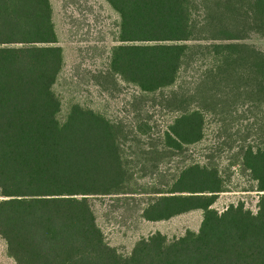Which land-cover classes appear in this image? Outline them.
<instances>
[{
  "label": "trees",
  "instance_id": "1",
  "mask_svg": "<svg viewBox=\"0 0 264 264\" xmlns=\"http://www.w3.org/2000/svg\"><path fill=\"white\" fill-rule=\"evenodd\" d=\"M106 1L121 19L111 71L142 93L175 86L195 50L210 58L206 95L193 103L170 96L178 115L163 146L173 154L203 140L215 113L208 100L238 93L264 102V52L246 43L252 34L264 37V0ZM64 63L51 0H0V237L7 256L15 264H264V124L238 153L259 195L256 212L244 202L214 207L230 190L210 164H188L167 188L137 189L122 124L81 104L61 120L55 85ZM150 130L134 126L141 136ZM131 195L148 197L141 209L148 222L202 211L199 231L173 240L156 232L119 253L92 200Z\"/></svg>",
  "mask_w": 264,
  "mask_h": 264
},
{
  "label": "rangeland",
  "instance_id": "2",
  "mask_svg": "<svg viewBox=\"0 0 264 264\" xmlns=\"http://www.w3.org/2000/svg\"><path fill=\"white\" fill-rule=\"evenodd\" d=\"M59 45L64 49L65 63L55 90L62 100L61 120L73 104H81L122 124L128 135L126 157L134 173V187L167 188L182 168L192 163L218 167L229 183L230 192L219 196L214 207L222 212L231 204L244 202L257 211L258 193L255 182L238 166L241 146L257 140L264 124V102L250 101L233 93L225 99L207 101L214 115L207 116L205 136L180 154L163 146V135L178 115V102L193 103L197 94L206 95L202 87L210 58L194 51L180 72L175 86L156 94H144L111 71V49L118 45L120 16L106 0H51ZM201 18V17H200ZM209 44L208 41L198 42ZM246 43L264 52V37L252 34ZM137 122L151 128L146 136L134 131ZM2 198L0 197V200ZM147 196H108L92 200L98 224L107 241L119 253L128 255L136 243L161 232L169 240L199 231L202 211H193L167 221L148 222L141 217ZM0 264H15L7 256L5 241L0 237Z\"/></svg>",
  "mask_w": 264,
  "mask_h": 264
}]
</instances>
